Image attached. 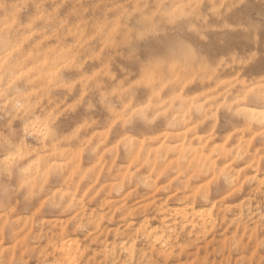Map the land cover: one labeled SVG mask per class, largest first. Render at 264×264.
I'll list each match as a JSON object with an SVG mask.
<instances>
[{"label": "rangeland", "instance_id": "374dc122", "mask_svg": "<svg viewBox=\"0 0 264 264\" xmlns=\"http://www.w3.org/2000/svg\"><path fill=\"white\" fill-rule=\"evenodd\" d=\"M145 1L146 0H0V3H6L9 8H11V6L14 4L24 5V7L18 11L16 17L11 19L9 18V14L5 13L4 9H0V42L7 41L12 45V47L8 50V56L10 57L14 55L17 57L16 62L12 66L21 68L23 71V84L19 92L15 90V85L13 84V79L15 78L10 79L7 72H0V76L4 77V81L0 82V92L5 93L4 96H0V140L9 137L10 133H12L13 131H19L20 138L24 140V144H26L25 147L27 148L28 146L26 151L25 148L22 149L23 146L22 148H20L21 145L18 141L13 140L14 148L12 149L11 154L16 156L18 168L15 175L8 180H5L3 176L0 175V212H3L5 210V202L7 201L11 206H14L12 213L9 212V215L12 219L18 217L19 215H30V213L37 210V208H39V210L41 211L39 213L44 219L55 218L58 215V212L54 208H51L50 205H47V203H43V199H41V197L35 196L26 200L24 194H29V192H32L34 194H61V192L64 194H66L67 192H70L69 194H100L101 192L103 194H107L108 192L106 191L108 190L109 192H111L110 194H112V191L114 190H109L108 186L113 183V181H117L119 179L121 174H123V172L125 171L128 162L125 156V147H123L124 144L120 143L118 147L115 144L117 143L118 138L108 130L111 121L114 119V116L109 109L105 108L104 104H100V94L104 93L109 98V101H112L111 94L113 90L118 89L124 80L125 81L123 83V88H129L128 100L134 94L133 97L136 98L134 100L136 101V103H134V101L133 103L135 104V106L137 108H143V106H147L146 110H148L149 112L151 111L149 120H156V122L154 123L153 121L151 123L146 122L150 127H148L147 124L144 125L141 121V124L145 126L146 129L145 127H142V134L138 137L139 140L147 134L156 135L162 130L168 128V120H170L171 116L169 109L172 110L173 108L175 110L176 106L167 108L168 110H161L159 107L161 106V102H163V100H166L170 97L171 91L177 89L181 90L184 88V94L188 93L184 96H186L188 99H200L205 96H216L215 99L213 98V102H204L203 109L206 108L207 110L205 109L206 111H203L206 116L205 123L207 124L204 123V126H201L203 124L200 125L199 123L200 126H198V130L202 132H204L203 128H205V131L209 129L213 130L216 142H227V139L230 140L232 136V141L227 142L228 145H231L233 141L237 142L238 140H241L244 144L246 143L248 145L250 144L252 146H255L251 147L249 145L251 148L264 147V135H262L264 129H261L259 124H251L249 126L250 128L248 126L245 127L248 124L246 123V120L244 121V118L242 119V116L241 120H243V124L242 121H240L239 116H233L230 113H227L226 109L223 107V105H225L226 103H229L228 105H232L233 97L238 95L239 92L243 91L246 84L254 87H260L259 82L261 79V73L258 64L255 67L241 69L238 65L234 66L230 60H227V57L232 54L243 55L247 47L253 43L252 40H249L248 34L242 29L236 28V25L244 22H251L259 26L261 21L264 20V2H262V0ZM159 2H162L160 3L161 7H159L158 5ZM233 3L237 4L236 8H220V5H231ZM36 4L42 5L40 14H43V19H35L34 26L31 30H29L24 25H27L30 19L37 17L38 10L35 7ZM136 4L149 5V13H153L158 9L155 12L157 14V25H164V22L159 16V13L163 11L177 10L180 12H192L193 8L185 6L195 4L198 5V7L195 8L196 22L204 23L205 21H208L209 23L205 24V31L200 35H197L195 32H191L189 30L191 26L186 25L185 28L181 30V34L182 36H188L191 41H195L198 44L201 49V55L206 63L203 64V66H199V64H201L199 61L192 63L193 61L189 60L188 62V59L186 60V57H182L184 53L179 49L175 51H169L167 49H152L150 51L143 42H133L130 36L127 44H125L122 38L120 41L113 44V46L111 44L105 47L107 37L101 36L99 33L94 32L93 29L100 24L107 25V23H118L120 19L118 17H121L123 15V12L121 11L124 10L126 12V10H129L130 8L134 9V6H136ZM118 6L123 7L120 8ZM81 7L83 8V10L78 12L74 11L77 9H81ZM112 7H115L113 8V10L115 9L117 11H113L115 12L114 17H112L111 14L113 13L111 10ZM118 8H120V10H117ZM120 12L122 15H120ZM115 18L118 20H116ZM125 20L126 18L124 19L123 26L125 27V24H127L126 26H129L128 28H131L134 25L133 23L136 24L137 22L136 20L133 22L134 19H127L128 21ZM20 21H23V25L20 23ZM225 24L229 25V28L226 29L224 27ZM171 29V25L161 26L159 29L160 35L163 36L166 33L171 34ZM257 34L258 33H253V36ZM202 36L206 37V39H202ZM102 39H104L103 42ZM13 49H15V51H13ZM99 49H105V51L101 53L99 52ZM179 53L181 54V56H179ZM5 55L6 54L4 53L2 46H0V63H2L5 59ZM177 55L179 56V58ZM112 57L113 60L111 63ZM73 60H76L79 63L74 65L72 63ZM104 60H106V62ZM221 60H225L226 62L221 64ZM149 61H151V65L153 66H151L149 71L153 69L155 70V72L154 70L150 72L151 77L156 74L151 78L150 85L152 86H150L149 83L145 82L142 85L143 88H141L142 86L138 87L139 84L136 85L135 82L141 80L140 78H142V76L144 75V72L142 70L146 69L145 67ZM179 63L182 67L179 65ZM174 64L175 68H173ZM176 64H178V66H176ZM187 64H189L191 69H189L190 67ZM170 66L172 70L168 69V67L170 68ZM194 66L197 67L195 70H197L198 73L194 70ZM102 67H104L105 69ZM156 67H158V69ZM159 67H161V69H159ZM209 67L213 68V71ZM141 68L143 69L140 70ZM175 69L178 70V73L177 71L175 72ZM180 69H182L183 71ZM192 69L194 72L191 71ZM108 70L110 71V74H107L106 71ZM156 70H158V72ZM209 70H211L212 72H210ZM199 71L202 73H199ZM159 72H161L160 75ZM182 72L183 75H186L185 78L183 75H181ZM152 73L154 75H152ZM105 74L109 78H107ZM199 74L201 75L199 76ZM211 74V77L216 78V81L211 79L213 80L212 83L210 79L206 81V79L211 78ZM20 75V72L16 73L17 77H19ZM111 75L115 76L113 80H111L110 78ZM99 76H101V80L103 81L100 80ZM122 76L123 78H121ZM196 76L198 77V79ZM88 77H92V79H88ZM179 77H181L182 80L179 79ZM153 79L156 81L154 82L155 84L153 83ZM159 79L163 81L160 82L157 86V82L160 81ZM174 80L176 82H174ZM209 81L210 86L207 85ZM253 81L256 82L255 85H253ZM103 82L106 84L107 82H109V89L108 85L105 84L106 86H104ZM235 82L237 83L236 86ZM132 83L134 87L131 85ZM10 84L13 85L11 89L9 88ZM103 86L105 87V90L101 89V87L103 88ZM151 87H153L152 90ZM228 87L230 88L229 90ZM9 91H11V95L7 94ZM160 91H162L163 93H161ZM206 91L208 93H204ZM159 92L161 94H159ZM197 93L198 95H196ZM157 94L159 96H157ZM165 94H167L168 96ZM152 96L155 97V99ZM119 98L120 97L117 96L116 100L119 101ZM150 98H153V100L151 99V101ZM217 98H219L220 100H217ZM224 99H228L229 101H225ZM14 101H18L21 105L15 106ZM139 101L143 102L138 103ZM147 103H149V105L151 106H148ZM157 103H160V106ZM152 105H154L155 107ZM108 110L112 114H110ZM194 112L195 109H191L190 113L192 118L191 116H189L193 122H195L196 120H200V114L196 112L195 115ZM103 113L105 114V116H102ZM107 113L110 117L107 115ZM155 113L157 114V116L160 114L158 116L159 119ZM164 113H166L167 117H162ZM166 115L164 114V116ZM209 115L211 117H209ZM9 116H11V119H9ZM207 117H209L208 120ZM35 120L40 125L39 128H33L30 126L31 122ZM103 121L106 123H104L105 125H103ZM101 123L102 126L100 127L99 125H101ZM25 125H27L29 128L27 138L24 137L23 133ZM240 128H243L244 130ZM250 130L251 132L255 133H252L253 135H250ZM107 132H109V135ZM42 133H47V139H45ZM233 133L235 134V136ZM104 139H107L108 141L105 140V142H103ZM99 143H101L102 145L104 143V145L102 146ZM155 145L156 144L153 143L152 147H154ZM106 147H108V149H113L108 150ZM116 147L118 149H116ZM29 150L31 151L29 152ZM18 151H22V156L16 155ZM104 151L105 153L107 152L108 156L106 154L103 155ZM23 154L26 156H24ZM99 155L101 156V159L99 158ZM4 159V149L3 147H0V172L3 171ZM107 160L108 162H106ZM104 163L105 166L103 167ZM112 164L115 165L113 166ZM123 164L124 168L121 167L123 166ZM109 167H111L113 170L109 169ZM134 167L135 169L139 168V171L141 173L142 171H145V168L142 165ZM21 168L28 169V171L23 174V178L20 175ZM107 169L111 171L110 174V171H108ZM259 171L261 173L264 171V165L260 167ZM103 172L108 173L106 174ZM118 173H120V175ZM101 174H104L105 178L103 175L101 176ZM101 177L103 180H101ZM160 180L162 181L163 178H161ZM25 181L26 187L25 189H21L20 184L25 183ZM126 182L127 183L125 184H127V186L124 184V189L126 187L129 189L130 183L128 182V180H126ZM103 183L106 188L104 189V187H101L103 189L102 190L100 186H103L101 185ZM133 185L134 184H130V186ZM250 186V184L245 185L244 187L247 188H244L243 191L245 193H250V191L248 190L250 189ZM263 187L259 188V191H257L258 189L255 190V193L251 192V194H264ZM99 188L101 190H99ZM138 191L139 193L142 192L140 185L138 186ZM114 192L113 194H116V192ZM156 194L163 193L158 192ZM254 201L260 209H264V199L262 197L260 198V196L258 195L254 198ZM10 230L11 229H5L3 231L4 237L2 238V240L0 238V241L2 242V248H6V251L7 249L10 250L12 244V238L8 235ZM263 258L264 257H262L260 260L258 259L252 261L251 263L264 264ZM30 260L34 262L33 258H30ZM217 260L218 262L216 263L215 261ZM217 260L214 259V261L212 262L214 264H227L228 261L220 259L219 257H217ZM221 261H223V263H221ZM232 261L233 260H229L228 264H230V262L231 264L235 263V261ZM235 264H237V262Z\"/></svg>", "mask_w": 264, "mask_h": 264}, {"label": "bare ground", "instance_id": "6f19581e", "mask_svg": "<svg viewBox=\"0 0 264 264\" xmlns=\"http://www.w3.org/2000/svg\"><path fill=\"white\" fill-rule=\"evenodd\" d=\"M160 3L162 2H159V7H161ZM118 7L121 8L123 6ZM113 8L115 7H112V12L115 10H113ZM120 8L117 10H120ZM127 11L128 10H126V12ZM121 12L124 14L125 11L122 10ZM121 12L120 15H122ZM112 17H114V15H112ZM127 19L128 18H126L125 21H128ZM134 21L135 20H133V22ZM133 24L135 25V23ZM126 25L127 24H125V27H129ZM103 40L104 39H102V42ZM180 53L179 56H181ZM182 57L185 58V55ZM112 60L113 57L111 59V63ZM104 61L106 62V60ZM187 61L189 62V59ZM187 65L189 66V64ZM176 66H178V64H176ZM199 66L203 65L199 64ZM156 68L158 69V67ZM173 68H175V64ZM196 68L197 67L194 66V70ZM209 68L213 71V68ZM159 69H161V67H159ZM168 69H171V66L170 68L168 67ZM176 69L175 72L177 71L178 73V70ZM189 69H191V67ZM144 70L145 69L142 71L145 72ZM153 70H150V72ZM156 71L158 72V70ZM191 71H193V69ZM209 71L212 72L211 70ZM106 72L108 74L110 71L108 70ZM202 72L199 71V73ZM153 73L152 75H154ZM160 74L161 72H159V75ZM181 75H183V72ZM200 75L201 74H199V76ZM123 76L121 78H123ZM183 76L185 78L186 75ZM211 76L212 74L210 77ZM99 77L101 80V76ZM114 77L115 76L111 75V80H113ZM179 79H181V77H179ZM209 79L211 83L213 80L216 81V78L214 77L208 78L206 81ZM155 80L153 83L156 82ZM162 81H158L157 86ZM210 81L207 85L210 84ZM174 82L176 81L174 80ZM108 83L109 82H107V84L103 82L104 86L108 85ZM131 85L133 86V83ZM236 85L237 83L235 86ZM104 86L103 88L101 87V89L105 90ZM141 86L142 85L139 84L138 87ZM258 87L259 86H256L255 88L257 89ZM141 88H143V86ZM152 89L153 87H151V90ZM183 89H173L174 91H171L170 97L161 102V106L159 105L160 103H157L161 110L176 106L175 110L173 108L172 110L169 109L171 116L170 120H168V128L162 130L156 135L147 134L140 140L137 137L138 142L130 141L127 145H123V147H125L124 151L128 165L119 179L117 181H113V183L108 186L109 190H114L116 194H113L114 191L110 194L111 192L107 190L106 192L109 194H103L102 192H98L100 194H69L70 192L64 194L61 192V194L32 195L31 198L35 196L41 197V199H43V203H47V205H50L51 208H54L58 212V215L51 219H44L39 213L41 212L39 208L32 211L30 215H19L18 217L12 219L9 212L12 213L14 206H11L10 203L4 199L6 201V208L3 212H0V238L2 240L4 237L3 231L5 229H11L8 235L12 238V244L10 250L7 249V251L9 250L7 252L5 250L6 248H2V242L0 241V264H160L161 261H164V264H214L212 261H214V259L217 260V257L228 261L233 260L235 263L237 262V264H252V261L258 259L260 260L264 257V209H260L254 201V198L258 195L260 198L262 197L264 199V194H251V192L255 193V190L258 189L257 191H259V188L264 186V171L262 173L259 171L260 167L264 165V147L251 148L255 146L249 144L251 146L250 147L248 144H244L241 140H238L237 142L233 141L235 144L232 143L231 145H228L227 142L232 141V136L230 140L227 139V142H216L213 130L209 129L205 131V128H203L204 132L198 130V126L201 124H203L201 126H204L206 120V116L203 111L206 109H203L204 102H213V98L215 99L216 96H205L200 99H188L184 96L188 93L184 94L185 90L183 92ZM229 89L230 88L228 87V90ZM162 91L160 92L163 93ZM160 92L159 94H161ZM204 93L208 92L206 91ZM196 95H198V93ZM133 96L129 99L132 103L136 99ZM157 96L159 95L157 94ZM153 98L155 99V97ZM153 98H150V100H153ZM218 99L219 98H217V100ZM238 99V95L233 97V100ZM140 102L143 101H139L138 103ZM134 103H136V101H134ZM147 104L148 106H151L149 103ZM14 105L19 106L21 104L17 101ZM241 107H246V105L241 104ZM143 108H147V106H143ZM191 109H195V115L196 112L200 114V120H196L195 122L191 120ZM255 111L257 112L256 119H259V108L255 109ZM147 112L150 113L151 111L149 112L147 110ZM103 114L102 116H105V114ZM164 114L166 115V113ZM164 114L162 117H167V115L164 116ZM189 116H191V118ZM209 117L211 116L209 115ZM209 117H207V120ZM239 117L243 124L241 116ZM243 118L244 117H242V119ZM142 122L144 125L147 124L144 121ZM154 122H156V120H154L153 123ZM104 123L105 122L103 121V125L106 124ZM246 123L248 125L245 127H249L251 125L248 121H246ZM147 125L150 127L149 124ZM30 126L33 128L40 127L36 120L31 122ZM99 126L101 127L102 123ZM142 127L144 128L145 126L142 125ZM243 128L240 129L244 130ZM109 132H107L108 135ZM252 133L255 132H251V134H249L253 135ZM105 140L108 141L107 139H104L103 142H105ZM153 143L156 144L154 147H152ZM115 144L117 145V143ZM25 145L26 144H23L22 149L25 148L27 151L28 146L26 148ZM108 147L106 148L108 149ZM116 149L118 148L116 147ZM30 151L31 150H29V152ZM105 151L103 155H107V152L105 153ZM100 157L101 156L99 155V158ZM106 162H108V160ZM138 165L144 166L145 171H142L141 173L139 168L135 169L134 166L138 167ZM104 166L105 163L103 167ZM121 167L124 168V164ZM109 169L112 168L109 167ZM103 173L107 174L108 172ZM110 173L111 171L109 174ZM120 173L118 174L120 175ZM102 175L104 176V174H101V176ZM161 178H163L162 181L160 180ZM101 180H103L102 177ZM126 180H128L130 184H134L133 186H130L128 183L129 189L126 187L127 190L126 188L124 189V184L127 183ZM247 184L251 185L250 189H248L250 193H245L243 191L244 188H247L244 187ZM101 185L103 186H100V188H106L104 183ZM125 185L127 186V184ZM139 185L141 186V193L138 191ZM100 188L99 190L102 189ZM158 192H162L163 194H156ZM27 195L28 194H24V197ZM162 252L165 253V255H162ZM30 258H33L34 262H32ZM218 260L215 262L217 263ZM221 263H223V261H221Z\"/></svg>", "mask_w": 264, "mask_h": 264}, {"label": "snow or ice", "instance_id": "6c2138e0", "mask_svg": "<svg viewBox=\"0 0 264 264\" xmlns=\"http://www.w3.org/2000/svg\"><path fill=\"white\" fill-rule=\"evenodd\" d=\"M264 2V0H262ZM24 5L14 4L9 8L6 3H0V9H4L5 13L9 14V18H15L18 11L21 10ZM35 7L38 10V15L36 18L30 19L27 25H24L27 29L31 30L35 24V19H43V14H40V9L42 5L36 4ZM149 5H136L134 9L130 8L127 12H124L123 16L120 17L118 23L114 24H100L97 25L93 31L99 33L101 36H106V47L111 44H115L123 38L125 43H128L129 36L133 42L139 41L143 42L147 48L151 51L152 49H167L169 51H175L179 49L184 53L185 57L193 62L199 61L202 65L205 64V60L201 55V49L195 41H191L188 36H182L181 30L185 28L186 25L191 26L190 31L195 32L197 35H200L205 31V24L209 23L205 21L204 23L196 22L195 17V8L198 5H187L185 7L193 8L192 12H180L177 10L172 11H163L159 13L160 18L164 22V25H171V34L166 33L165 35H160L159 29L164 25L156 24V13H149ZM224 7L236 8L237 4L233 3L231 5H220V8ZM77 9L74 11H81ZM115 15V13H111ZM128 18L129 20H136V24L131 28L124 27V19ZM203 19V18H201ZM15 22V21H14ZM23 25V21H20ZM246 24V26H245ZM224 27L227 29L229 25L225 24ZM236 28L242 29L248 34L249 40H252L253 43L250 44L243 55L232 54L227 57V60H230L233 65H238L241 69L248 67H255L257 64L260 68L261 79L260 87L257 90L254 86L245 85V89L238 93L239 99L233 100L232 105L225 104L223 107L226 109L227 113H230L233 116H242L249 124L258 123L261 129H264V20L261 21L260 25L257 26L251 22H244L236 25ZM253 33H258L253 36ZM202 39L206 37H201ZM5 55V59L0 63V72H7L9 78L13 79V84L15 85V90L20 91L23 84V71L21 68L13 67L12 65L16 62V56H8V50L12 45L7 42H0ZM15 51V49H13ZM95 51V50H94ZM105 49H99V52L103 53ZM225 60H221L220 63H225ZM72 63L78 64L79 62L73 60ZM151 61L146 65L144 75L141 80L136 81V84L143 85L145 82L151 83V73L149 69L151 68ZM20 72L19 77L16 76V73ZM92 79V77H88ZM4 81V77L0 76V82ZM253 81V85H255ZM12 84L9 85V88H12ZM134 87V86H133ZM129 89L123 88V83L119 86L118 89L113 90L112 92V101H109L108 97L101 93L100 103L104 104L114 116V119L111 121L108 130L117 137V146L120 143L127 144L128 142H138L137 137L142 134V124L141 121L151 123L149 120L150 113L147 112L146 108H137L134 103L128 100ZM11 95V91L7 93ZM5 93L0 92V96H4ZM119 96L120 100L117 101L116 97ZM241 104H245L246 107H241ZM259 108V119H256L257 112L255 109ZM11 119V116H9ZM154 119V118H153ZM227 119V117H226ZM24 137L27 138L29 133V128L25 125L23 129ZM45 139H47V133H42ZM264 135V133H262ZM13 140H16L20 143L21 148L24 144V140L20 138L19 131H13L10 133L9 137L0 140V147H3L5 159L3 171L0 172V175L3 176L5 180L12 178L18 168V163L16 161V156L12 155V149L14 148ZM16 155L22 156V151H18ZM28 169L21 168L20 175L23 178V174L26 173ZM25 183L20 184L21 189H25ZM7 190V189H5ZM34 193L29 192L25 199L28 200ZM162 255L165 253L162 252ZM160 264H164V261H161Z\"/></svg>", "mask_w": 264, "mask_h": 264}]
</instances>
